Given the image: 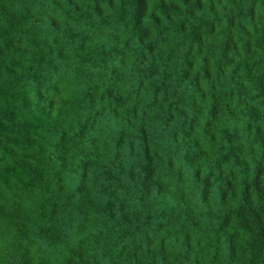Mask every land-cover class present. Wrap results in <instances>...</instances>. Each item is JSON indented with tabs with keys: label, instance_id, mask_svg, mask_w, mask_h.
Masks as SVG:
<instances>
[{
	"label": "trees",
	"instance_id": "trees-1",
	"mask_svg": "<svg viewBox=\"0 0 264 264\" xmlns=\"http://www.w3.org/2000/svg\"><path fill=\"white\" fill-rule=\"evenodd\" d=\"M0 264H264V0H0Z\"/></svg>",
	"mask_w": 264,
	"mask_h": 264
}]
</instances>
